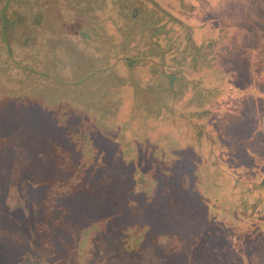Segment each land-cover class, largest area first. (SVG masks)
<instances>
[{"label":"rangeland","instance_id":"obj_1","mask_svg":"<svg viewBox=\"0 0 264 264\" xmlns=\"http://www.w3.org/2000/svg\"><path fill=\"white\" fill-rule=\"evenodd\" d=\"M263 99L264 0H0V264H264Z\"/></svg>","mask_w":264,"mask_h":264},{"label":"flooded vegetation","instance_id":"obj_2","mask_svg":"<svg viewBox=\"0 0 264 264\" xmlns=\"http://www.w3.org/2000/svg\"><path fill=\"white\" fill-rule=\"evenodd\" d=\"M21 7H22V5H20ZM5 9H7V8H5ZM32 11H36V10H33V9H31ZM30 10H27L26 8H25V10L22 12V11H19L20 13H18L17 14V17H15V18H22V22L23 23H25V25L24 26H21V27H19V31H20V29H22L21 30V33L22 32H26V34H25V36H23V37H20L21 35L20 34H18L17 35V39L18 38H21L22 39V44H21V46H20V53L21 54H18V55H16V57H12V55L10 56V59H12V63L13 64H15V65H17L16 67L23 73V71H25V69H24V67H23V61L25 62L24 63V66L25 67H27L26 69H38L37 68V66H35V60H34V58H32V57H27L26 56V54H25V52H26V50H28V48H29V46H28V44H31L32 43V40H31V38H34V37H37L38 35H41L42 36V38H40V40L42 39V44L44 45V43L46 42V38H43L44 36L42 35V31L45 29V27H44V22H43V18H44V7L42 8V19H41V17L40 18H37V20H36V18H34L33 16L34 15H32V13H30L29 12ZM9 12H11V11H9ZM13 13V12H12ZM11 16H12V14H10ZM2 20H3V17L1 18ZM10 21H14L15 23H16V21H18V19H13V20H10ZM24 28V29H23ZM9 29H11V28H9ZM1 31H2V35H5V33H7L8 32V30H6L5 28H3V27H1ZM33 33H35V34H37L36 36H34V35H32L31 36V34H33ZM46 33H47V31H46ZM28 34H30V36L28 35ZM34 36V37H33ZM39 37V36H38ZM59 37V36H58ZM58 37H53V40H55V39H57ZM17 39H12L13 41H16ZM30 42V43H29ZM63 43H68V42H66V41H62ZM49 45V44H48ZM10 50H11V48H10ZM54 50H55V47H54ZM53 50V51H54ZM52 50L51 51H48L49 53H52L53 52ZM22 52H23V54H22ZM54 55L52 54L50 57H53ZM42 58V57H41ZM9 59V60H10ZM18 59V60H17ZM43 61H38V65H39V67H40V74L41 73H43V74H46L44 71L47 69V68H43V64H41ZM30 63V64H29ZM11 65V64H10ZM10 65H7V66H10ZM63 65H68L69 67H71V65L72 64H69V63H67V64H63ZM65 71V70H64ZM64 71H61V75H64ZM66 71H68V70H66ZM63 72V73H62ZM54 79L53 80H51V81H49V83H48V85L49 84H52L53 85V87L55 86V88H57V90H59V91H61V92H63V94L64 95H70V96H72L73 95V92L72 91H74V89L71 87V86H69V85H67V84H61V82H60V80L62 79H57L58 80V82H55V79L56 78H59V76H54L53 77ZM48 87H50L51 88V86H48ZM77 90V89H76ZM77 93V92H76ZM121 128V127H120ZM121 132V131H120Z\"/></svg>","mask_w":264,"mask_h":264},{"label":"trees","instance_id":"obj_3","mask_svg":"<svg viewBox=\"0 0 264 264\" xmlns=\"http://www.w3.org/2000/svg\"><path fill=\"white\" fill-rule=\"evenodd\" d=\"M31 8H33V10H36V11H32L31 10ZM28 10H30L29 12L30 13H32V15H34L33 17L34 18H40L41 17V19H42V10L41 9H39L38 7H35V6H33V7H29L28 8ZM61 16V15H60ZM76 30H79V29H76ZM79 32H80V30H79ZM60 34H57V36H59ZM50 37H57L56 35H49ZM56 40V39H55ZM50 50H54V46L53 47H51V48H49ZM205 65V64H204ZM168 69H170L169 67H168ZM27 69H25V71H26ZM171 70V69H170ZM31 71V70H30ZM172 71V70H171ZM26 72H29V70H27ZM176 72V81H178V80H180L181 81V79L183 80V81H185L187 78L186 77H183V75L182 74H180V72H181V66L175 71ZM36 74V73H35ZM39 74V73H38ZM263 101H264V99H263ZM43 119H46V117H43ZM49 122V121H48ZM46 124H48V123H46ZM30 152V151H29ZM32 153H33V159H32V161H33V163L36 161V155H37V150H35V153L32 151ZM31 163V162H30ZM33 163H31V164H33ZM69 164H70V162H69ZM71 165V164H70ZM71 169V168H70ZM255 172V171H254ZM61 173H67V170L66 169H61ZM37 174H35V176H36ZM34 176V177H35ZM34 177H32V176H29V180L31 181V180H33L34 179ZM132 179L134 180V184L136 185V186H138V183H139V181H138V179H139V177H140V174L138 173V172H136V171H134V173H132ZM263 179L261 180V182L263 183ZM53 184H52V186H51V188H49L50 189V191H49V194L48 195H50V196H53L54 198L53 199H55L56 200V196H62V195H64V196H67L68 195V193L69 192H67L66 190H63L62 188H60V186H59V184H58V182L57 181H55V182H52ZM141 184V183H140ZM139 184V185H140ZM36 184L34 183V182H30V184L27 186L29 189H31L32 191L36 188V186H35ZM57 186V188L59 189V192L57 193V194H55V188L54 187H56ZM75 190V189H74ZM44 192H45V190H44ZM30 193H32V192H30ZM60 197L58 198V199H60ZM62 198V197H61ZM65 198H62V200H64ZM244 201V200H243ZM213 201H210L209 199H208V197H206V203L207 204H210L211 206H210V209L211 208H213L214 209V207H215V205L212 203ZM205 203V204H206ZM42 206H43V201H42ZM207 207H209V205H207ZM37 209H38V211L37 212H35V208H32V210L34 211V213L36 214V215H38V214H40L39 215V219H43V215H44V212H43V210H42V208L40 209L39 208V206L37 207ZM40 209V210H39ZM224 213V212H223ZM221 214H222V211H221ZM39 223H41V221H39ZM42 224V223H41ZM257 224H258V221L256 220V222H254L253 224H252V222H251V220H249V222L248 223H246L245 224V230H247L248 229V231H247V235H250V237L252 238V237H254V234H255V232L256 233H258L257 231H255V229L257 228L256 226H257ZM254 225H256V226H254ZM86 226V225H85ZM234 226V225H233ZM40 227V226H39ZM87 227H89V226H87ZM231 227V226H230ZM251 228H253L254 230V233L253 232H250V230L249 229H251ZM29 229V231L30 232H35L36 231V227H34V226H30V227H28L27 228V230ZM233 231H234V229H232ZM244 230V231H245ZM88 230H87V228H81L78 232V236H77V241H76V247H75V257H76V259H81V257L83 256V255H81V253L84 251V249H83V239H85V237H86V232H87ZM233 233V232H232ZM262 235H264L263 233H261ZM121 248H122V250H123V253L124 252H126V249L128 250L129 248H127V246H125L124 244L122 245L121 244ZM95 264H99V262H95Z\"/></svg>","mask_w":264,"mask_h":264}]
</instances>
